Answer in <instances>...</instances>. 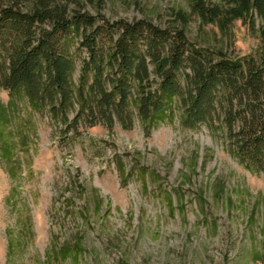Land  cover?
Wrapping results in <instances>:
<instances>
[{
  "label": "rangeland",
  "instance_id": "374dc122",
  "mask_svg": "<svg viewBox=\"0 0 264 264\" xmlns=\"http://www.w3.org/2000/svg\"><path fill=\"white\" fill-rule=\"evenodd\" d=\"M79 2L107 20L182 28L190 44L228 56L257 46L242 23L203 24L185 0ZM70 50L76 78L85 53ZM0 109V264H52L51 249L73 242L82 248L77 264H254L264 177L237 163L219 130L185 129L176 110L148 131L134 121L129 131L98 125L73 137L1 87ZM118 163L130 172L124 180Z\"/></svg>",
  "mask_w": 264,
  "mask_h": 264
},
{
  "label": "trees",
  "instance_id": "16d2710c",
  "mask_svg": "<svg viewBox=\"0 0 264 264\" xmlns=\"http://www.w3.org/2000/svg\"><path fill=\"white\" fill-rule=\"evenodd\" d=\"M79 1L0 0V87L9 100L21 93L73 137L98 125L129 131L134 121L148 131L177 110L183 128L219 130L237 163L264 177V0H185L203 24L238 21L254 33V52L237 56L190 44L182 28L91 15ZM74 44L85 53L76 78ZM129 174L118 163V178ZM135 175L144 186V173ZM164 201L173 212L172 196ZM81 254L73 242L49 256L77 264ZM250 260L264 264V232Z\"/></svg>",
  "mask_w": 264,
  "mask_h": 264
}]
</instances>
